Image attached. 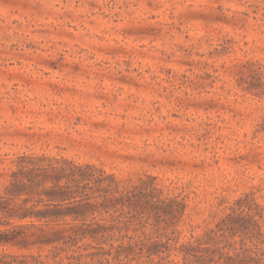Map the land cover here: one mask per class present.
<instances>
[{"label":"rangeland","instance_id":"obj_1","mask_svg":"<svg viewBox=\"0 0 264 264\" xmlns=\"http://www.w3.org/2000/svg\"><path fill=\"white\" fill-rule=\"evenodd\" d=\"M60 158L180 199L170 264L237 199L264 239V0H0V195L19 164ZM148 215L145 234L163 225Z\"/></svg>","mask_w":264,"mask_h":264},{"label":"trees","instance_id":"obj_2","mask_svg":"<svg viewBox=\"0 0 264 264\" xmlns=\"http://www.w3.org/2000/svg\"><path fill=\"white\" fill-rule=\"evenodd\" d=\"M50 160L55 162L44 166L31 160L12 171L0 195V245H50L60 251L45 257H59L58 264H80L83 256L96 258L85 264H130L141 258L145 263V257L149 263L170 264L167 259L175 248L171 234L184 208L180 199L152 192L145 199L144 185H121L114 174L92 164L68 158ZM250 201H244L245 210L243 201L235 200L203 235L180 244L182 264H264L261 213L254 199ZM145 211L148 224L154 225L151 216L163 223L151 234H145ZM96 214L102 217L97 219ZM26 219L30 221L23 222ZM30 228L36 229V237L26 233ZM87 248L95 251H82ZM19 256L24 259L21 264H45L41 254Z\"/></svg>","mask_w":264,"mask_h":264}]
</instances>
